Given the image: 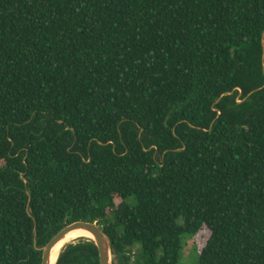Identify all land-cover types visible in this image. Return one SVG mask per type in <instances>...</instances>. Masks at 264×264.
I'll list each match as a JSON object with an SVG mask.
<instances>
[{
    "label": "trees",
    "instance_id": "obj_1",
    "mask_svg": "<svg viewBox=\"0 0 264 264\" xmlns=\"http://www.w3.org/2000/svg\"><path fill=\"white\" fill-rule=\"evenodd\" d=\"M79 221L112 264H264V0H0V264Z\"/></svg>",
    "mask_w": 264,
    "mask_h": 264
},
{
    "label": "water",
    "instance_id": "obj_2",
    "mask_svg": "<svg viewBox=\"0 0 264 264\" xmlns=\"http://www.w3.org/2000/svg\"><path fill=\"white\" fill-rule=\"evenodd\" d=\"M83 230L93 236V241L99 250L100 264H112L113 253H112V243L108 234L100 227L97 223L90 222H75L66 225L62 230H60L54 237L47 243V245L42 248L43 256L41 264H52V255L55 248L73 231ZM61 253V252H60ZM59 253V255H60ZM57 260L54 264L57 263Z\"/></svg>",
    "mask_w": 264,
    "mask_h": 264
},
{
    "label": "rangeland",
    "instance_id": "obj_3",
    "mask_svg": "<svg viewBox=\"0 0 264 264\" xmlns=\"http://www.w3.org/2000/svg\"><path fill=\"white\" fill-rule=\"evenodd\" d=\"M206 238L207 233H202L198 242L202 243ZM179 264H197L196 245L192 243L190 237L184 239Z\"/></svg>",
    "mask_w": 264,
    "mask_h": 264
},
{
    "label": "bare ground",
    "instance_id": "obj_4",
    "mask_svg": "<svg viewBox=\"0 0 264 264\" xmlns=\"http://www.w3.org/2000/svg\"><path fill=\"white\" fill-rule=\"evenodd\" d=\"M79 239H93V236L92 234L86 232V231H83V230H78V231H73L72 233H70L54 250V253L52 255V264H54L57 260V257L59 255V253L62 251V249L74 242V241H77Z\"/></svg>",
    "mask_w": 264,
    "mask_h": 264
}]
</instances>
